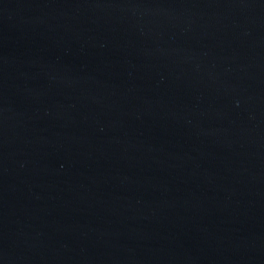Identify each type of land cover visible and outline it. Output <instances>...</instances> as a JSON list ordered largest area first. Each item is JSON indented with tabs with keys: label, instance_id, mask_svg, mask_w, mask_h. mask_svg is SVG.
I'll list each match as a JSON object with an SVG mask.
<instances>
[{
	"label": "water",
	"instance_id": "obj_1",
	"mask_svg": "<svg viewBox=\"0 0 264 264\" xmlns=\"http://www.w3.org/2000/svg\"><path fill=\"white\" fill-rule=\"evenodd\" d=\"M0 264H264V0H0Z\"/></svg>",
	"mask_w": 264,
	"mask_h": 264
}]
</instances>
